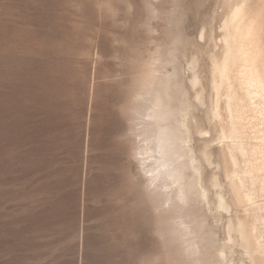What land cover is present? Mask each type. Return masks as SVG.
Listing matches in <instances>:
<instances>
[{
    "label": "rangeland",
    "instance_id": "374dc122",
    "mask_svg": "<svg viewBox=\"0 0 264 264\" xmlns=\"http://www.w3.org/2000/svg\"><path fill=\"white\" fill-rule=\"evenodd\" d=\"M219 1L0 0V264L239 263L219 212L192 196L163 203L137 158L145 114L160 97L209 126L206 109L193 106L188 61L196 54L208 78ZM183 221L197 223L194 241L205 235L192 257L181 249Z\"/></svg>",
    "mask_w": 264,
    "mask_h": 264
},
{
    "label": "bare ground",
    "instance_id": "6f19581e",
    "mask_svg": "<svg viewBox=\"0 0 264 264\" xmlns=\"http://www.w3.org/2000/svg\"><path fill=\"white\" fill-rule=\"evenodd\" d=\"M219 2L222 8L219 49L216 51V40L212 41L207 46V58L204 59L209 64L208 80L200 71L196 54H192L188 61V81L195 102L192 104L196 108L206 109L209 126L205 125L203 117L196 114H191L186 121L183 119L185 107L183 114L179 111L176 115L177 107L175 113L164 103V99L160 97L162 95L159 99L153 95L158 99L155 100L153 96L149 98L150 93L146 100L150 101V104L153 101L149 99L153 98L155 101L150 105L149 110L147 109L149 112L145 114L144 118L148 120L144 119L146 122L143 123V132H139L144 135V144L141 149L139 148L140 151L137 150V158L141 170L146 175L148 190L155 192L153 194L159 193V196L162 194L163 203L171 201L176 205L185 204L190 196L196 198V201L205 200L208 205L213 206L215 212L218 211L220 214L226 247L230 250L228 252L233 253L237 247L244 257L238 264H264V0H220ZM205 33L202 28L199 38L204 39ZM173 63L176 67L177 64ZM205 64L206 62L202 66ZM154 65H151V68H154L152 67ZM177 70L175 68L173 71L174 77ZM156 72L152 73L156 76L160 74ZM166 74L169 76L170 73ZM161 75L163 78L165 74ZM150 79L152 80L151 77ZM164 79L166 80L165 76ZM157 80H160L159 76L156 84L155 79L154 83H150L157 85L159 83ZM174 83L172 88H175ZM164 87L165 91L161 93H167ZM155 94L158 95L160 92L155 91ZM167 98L171 100V97ZM179 101L176 100L175 103ZM173 108L175 110V107ZM139 133L137 135L141 136ZM193 140L197 142L196 150L192 146ZM139 143L142 144L141 141ZM216 147L219 151L218 158H216ZM176 205L174 204V207ZM177 213L176 215L181 214V212ZM185 217L187 218L186 215ZM189 217L191 216L188 215V222H190ZM199 218L192 220L197 222ZM181 220L183 219L177 221ZM189 225L183 221L179 231L182 237L180 240L186 244L181 249H187L192 257L199 251L200 247L196 242L204 233H201V237L197 236L199 239L194 241L191 235L196 226L192 230ZM197 235L200 236L199 233ZM202 240L205 241L201 239L200 242ZM185 254L184 256L187 257L188 255ZM218 255L221 261H227L224 249ZM196 257L194 259L199 263L202 257L200 259L197 255ZM187 258H185L186 262L189 263L190 257ZM226 264L234 263L228 261Z\"/></svg>",
    "mask_w": 264,
    "mask_h": 264
}]
</instances>
